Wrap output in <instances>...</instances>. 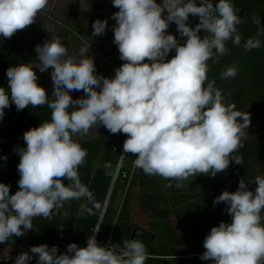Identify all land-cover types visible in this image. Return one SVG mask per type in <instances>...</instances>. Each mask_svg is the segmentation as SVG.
Here are the masks:
<instances>
[{"label":"clouds","instance_id":"1","mask_svg":"<svg viewBox=\"0 0 264 264\" xmlns=\"http://www.w3.org/2000/svg\"><path fill=\"white\" fill-rule=\"evenodd\" d=\"M48 3L0 0V37L10 39L34 24ZM112 3L119 9L111 17L116 21L114 43L124 61L114 78L97 75L94 57L85 55L84 49L79 57L69 54L55 34L36 45L37 63H21L6 71L11 95L9 98L7 90L0 87V120L11 103L17 111L47 105L51 118L23 134L26 148L17 149L19 190L10 194V185L0 183V244L23 236L33 229L34 218H49L67 201L93 200L79 176L88 153L73 136L87 135L98 126L127 136L121 159L132 154L134 168L148 176L176 181V188H182L190 177H215L228 169L230 161L243 163V158L233 153L243 147L250 114L235 110V104L227 102L207 75L209 60L217 63L229 52L228 41L241 45L237 26L244 21L232 0L215 4L199 0V5L197 0ZM190 15L199 18L195 27L188 24ZM170 22L186 38L183 43L167 34ZM253 22L258 30L244 40L246 52L259 49L264 37L261 19L253 17ZM106 26L107 20H96L92 36L103 35ZM173 49L175 55L167 60ZM35 68L41 73L52 70L51 96L38 85ZM237 74V68L228 67L221 79ZM74 91L84 95L73 99L70 93ZM254 183L255 190L250 191L241 179L236 191L225 190L215 198L214 205H227L231 223L211 228L201 260L264 264V176H256ZM99 230L100 226L94 228L86 247L70 243L65 254L58 255L57 246L46 244L33 246L30 252L38 255L37 264H145L149 253L141 241L125 239L122 247L100 246L96 239ZM31 259L29 252H23L15 264H28Z\"/></svg>","mask_w":264,"mask_h":264},{"label":"trees","instance_id":"2","mask_svg":"<svg viewBox=\"0 0 264 264\" xmlns=\"http://www.w3.org/2000/svg\"><path fill=\"white\" fill-rule=\"evenodd\" d=\"M212 2L215 4L218 0H212ZM232 3L244 21L237 26L242 37L241 45L236 46L228 41L226 46L229 48V52L217 63L209 60L207 75L209 80L215 81L216 87L222 91V94L231 99V103L235 104V110L250 114V123H253L255 116L246 108L244 91L231 92L225 85L229 78L221 79V73L228 67H235L241 77L245 74L244 78L251 74H254L255 77L263 75L264 37H261L262 44L259 49L247 52L243 48V42L247 38L254 37L258 30V26L253 22V17H259L261 19L260 27H264V0H232ZM197 4L199 5V0H197ZM84 14L88 17L96 16L101 19L112 17L91 11H85ZM113 21L115 27L116 21ZM197 23H199V18L190 15L189 26L195 27ZM26 34L34 36L40 41V34L33 24L7 39L6 43L9 47L6 50L1 49L3 54L11 57L7 61V67L14 66V60H12L14 55L25 49ZM167 34L174 35L180 43L186 39L180 36L174 22H170ZM199 35L203 37L204 32L201 31ZM174 55L175 49L168 54V60ZM232 62L235 64L232 65ZM6 79H8L7 76ZM3 85L4 77L0 76V87ZM4 113L3 119L0 120V183L10 185V194H15L19 190L18 181L20 178L18 172L20 157L17 149L26 148L23 134L33 127H38L42 122L50 120L51 110L45 105L36 108L29 106L17 111L15 104L11 103ZM103 128L96 138L76 141L88 153L85 164L79 168V176L82 184L92 193L93 200L89 201L86 197L70 200L65 202L63 207L54 209L49 218H34L33 229L27 231L29 245L36 243L52 245L65 223L72 225L76 238L89 234L91 227L96 224L111 183V177L97 174L96 168L108 161L116 163L119 154L114 152L111 146H122L127 139V136L122 133L112 134L105 127ZM236 153L233 156H241L243 158L242 165L236 164L233 160L230 161L225 172L218 173L215 177L201 174L198 179L200 191L186 190L188 180L184 182L182 188H176V181H168L159 176H148L137 168L118 222L116 237L121 241L129 240L136 231V237L146 246L148 253L193 254L195 257L191 264H213L212 261L200 259L205 251L204 239L212 227L219 226L221 222L231 223V216L226 211L227 205L223 202L214 205V200L225 190L236 191L241 179L248 183V190H255V177L264 176V174L261 171H256L251 161L254 157L264 154V130L258 131L254 140L243 142V147ZM128 155V164H132L135 157L130 153ZM64 183L67 184L68 181L64 180ZM169 183L172 184V187H168ZM96 204H99L100 207L96 208ZM89 209L92 214H89ZM113 218L112 209H110L105 229L110 227ZM23 242L24 235L13 236L8 242L2 244L20 247ZM2 258H0V264H3Z\"/></svg>","mask_w":264,"mask_h":264},{"label":"rangeland","instance_id":"3","mask_svg":"<svg viewBox=\"0 0 264 264\" xmlns=\"http://www.w3.org/2000/svg\"><path fill=\"white\" fill-rule=\"evenodd\" d=\"M69 2L70 0H49L50 3H65ZM73 1V0H72ZM90 3L87 2L85 4V7L89 8L90 10H93V12L96 13H103L109 16H112L115 12L119 11L118 8L113 7V3L111 0H89ZM158 4H162L163 0H156ZM92 12V11H91ZM166 15V13H165ZM79 20L81 25H83L80 33V27L78 25L73 23L72 17L69 19V26L71 28V40L72 42H76L73 47L77 46V48L82 49L85 48V55L94 57V63L96 65V74L102 75L107 78H114L115 76V70L119 68L124 61H122L119 57V51L118 47L115 49L113 47L114 44V31L109 26H106L105 32L103 35H98L93 37L92 32L93 29H91L89 35L86 33L85 29L89 26L90 21H96V20H113L110 17L101 19L96 16H83L80 17ZM80 25V26H81ZM36 28L39 31L38 26L36 25ZM7 41L5 38L0 37V76L4 77V85L1 86L5 88L8 92L9 98H10V88L8 86V82H6V71L9 67H7V61L11 59L10 56L3 54L1 49L6 50L9 45L8 43L4 42ZM106 43L107 49L111 50L112 54H109V56L105 57L106 55L103 53L102 49L98 50V47L101 46V43ZM42 43V42H41ZM25 49H23L21 52L14 55L13 65L17 66L21 63H37L36 57L37 53L35 52V47L37 45L36 39L31 38L26 40L25 42ZM42 45V44H40ZM88 50V52H87ZM101 56H100V55ZM102 57H105L106 59H103ZM238 58V57H237ZM168 60V56L166 57ZM236 60V59H235ZM234 60V61H235ZM264 61V59H263ZM148 62L147 60L145 61ZM235 62H232V65H234ZM36 71L37 76L41 75L43 78V82H45V86L47 88H50L53 90V82L51 80V69L41 73L38 68L34 69ZM245 75V74H244ZM241 77V75L238 73L235 78H229L225 85L231 92L236 91H244L246 95V108L250 110L254 116L255 120L253 123H250V126L245 130L246 135L245 138L242 139V143L248 140H254L257 136V132L264 130V73L263 75H258L255 77V75L251 74L250 76L247 75L245 78ZM244 78V79H243ZM99 90V89H97ZM70 95L73 97V99H78L84 95L82 91H74L71 92ZM228 103H231V99L226 98ZM104 128L101 126H98L96 129H90L89 133L87 135H75V140L81 141V140H88L92 138H96L99 136V132L103 130ZM233 154H237L236 152ZM252 166L255 167L256 171H261L264 174V154L258 155L252 159ZM199 176L196 177H190L186 184V190L188 191H200V186L198 183ZM26 234V235H25ZM25 236L27 237V232H25ZM28 238H26V243L24 245V248L21 250H10L6 249L2 246H0V258L1 257H7V256H15L14 254L17 253H23L26 252V244H27ZM4 250V251H3ZM2 251V252H1Z\"/></svg>","mask_w":264,"mask_h":264},{"label":"built area","instance_id":"4","mask_svg":"<svg viewBox=\"0 0 264 264\" xmlns=\"http://www.w3.org/2000/svg\"><path fill=\"white\" fill-rule=\"evenodd\" d=\"M111 148L114 152L119 154L118 160L116 163L111 161L105 162L103 165L98 166L104 169V174L111 177V183L103 202L102 210L99 214V218L96 224L91 227L89 234L82 235L80 237H75L76 233L71 224L65 223L62 225L58 235L52 245L47 243H36L34 245H29L28 252L32 255V259L28 262V264H37L38 262V255L32 254L30 252L31 247L39 246L41 244L48 245L49 248L52 246H57L58 248V255L65 254L67 251V246L70 243H76L79 247H86L87 240L89 235L92 234L94 228L100 226V230L96 233V239L100 246L109 247L113 244H120L122 247V242L118 237L117 234V226L119 219L122 214V210L124 207V203L126 200V196L129 192L131 187V183L133 178L136 174L137 168L133 167L132 164H128L129 155L127 154L123 159L121 156L123 153V145H112ZM121 184V185H119ZM112 209L113 221L110 224L108 229H105V223L107 216ZM131 239H137L136 237H131ZM18 255L15 256H7L2 258L3 264H15L16 258ZM195 255H163V254H152L149 253V257L146 260L145 264H191L192 259ZM187 260V261H185Z\"/></svg>","mask_w":264,"mask_h":264},{"label":"crops","instance_id":"5","mask_svg":"<svg viewBox=\"0 0 264 264\" xmlns=\"http://www.w3.org/2000/svg\"><path fill=\"white\" fill-rule=\"evenodd\" d=\"M87 2L90 3L89 0H73V1L70 0L69 2L65 1V3H62V4H59L58 2L57 3H55V2L50 3L49 2L48 6L41 13L38 14L37 20L33 24L35 26L37 25L39 28L40 33L39 32L38 33L40 34V41L36 37L30 36L28 34L25 35L24 39L28 40L31 38H35L37 45H38V44H43L46 40H48L51 37V35L55 34V35H58L59 37H61V41L64 44V46L68 49L69 54H74V55L79 57L81 55V50L82 49L85 50V48H82L79 51L77 46L73 47V45L76 42H72V40H71L70 32L72 30L69 26V19H70V17H72L73 23L78 25L80 23V21H79L81 19L80 17L86 16V14H84L85 11H89V12L92 11L93 12V10H90L89 8L85 7V4H87ZM44 26L51 28L53 30V32L50 33L49 31H47V29ZM4 42H6V41H4ZM84 54H86V52ZM102 58L106 59L105 57H102ZM42 78L43 77L41 75H39L37 83L41 87H44L47 91V94L49 96H51L53 90L50 88H47L45 86V82H43ZM50 99H51V97H50ZM74 139H75V136H74ZM75 141H77V140H75ZM25 235H24V242H23L22 246H20V247H11V246H8L5 244H1L0 246L6 248L7 250L8 249H10V250L20 249L21 250L22 248H24V245L26 243V238H28V234H27V237ZM28 247H29V238H28V241L26 244V249H25L26 252H28ZM20 254L17 253L14 255H20Z\"/></svg>","mask_w":264,"mask_h":264},{"label":"flooded vegetation","instance_id":"6","mask_svg":"<svg viewBox=\"0 0 264 264\" xmlns=\"http://www.w3.org/2000/svg\"><path fill=\"white\" fill-rule=\"evenodd\" d=\"M88 17V16H87ZM94 23V21H90V24H89V26L85 29V31H86V33H88V35H89V33H90V31H91V29H93L92 28V24ZM81 23H79L78 24V27H80L79 29H80V32H81V30L83 31L84 29H82V28H84V27H82L83 25H81ZM107 26H109L111 29H114V21L113 20H108L107 19ZM101 49H102V51H103V53L104 54H112V52H111V50H109V49H107V47H106V43H104V42H102L101 43ZM113 47L115 48V49H117V47H118V45H116L115 43L113 44Z\"/></svg>","mask_w":264,"mask_h":264},{"label":"water","instance_id":"7","mask_svg":"<svg viewBox=\"0 0 264 264\" xmlns=\"http://www.w3.org/2000/svg\"><path fill=\"white\" fill-rule=\"evenodd\" d=\"M98 50H101V47H98ZM105 55H106L105 57H107V56H109V53L108 54H105ZM97 174L104 175V169L102 167H99L97 169ZM135 234H136V231H134V233L132 235L133 238L135 237Z\"/></svg>","mask_w":264,"mask_h":264}]
</instances>
